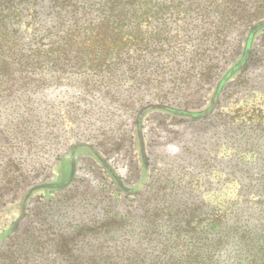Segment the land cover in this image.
<instances>
[{"label": "rangeland", "instance_id": "374dc122", "mask_svg": "<svg viewBox=\"0 0 264 264\" xmlns=\"http://www.w3.org/2000/svg\"><path fill=\"white\" fill-rule=\"evenodd\" d=\"M210 9L199 21L165 8L158 27L143 29L163 36L154 59L112 58L94 72L86 60L36 69L24 59L0 76V235L19 221L4 243L27 264H67L56 252L64 239L75 264L142 249L146 232L177 214L198 219L190 226L203 237L224 220L255 218L264 201V28L248 60L244 27L219 26ZM165 107L213 109L191 120ZM212 219L222 224L207 227ZM180 237L169 250L190 247Z\"/></svg>", "mask_w": 264, "mask_h": 264}, {"label": "trees", "instance_id": "16d2710c", "mask_svg": "<svg viewBox=\"0 0 264 264\" xmlns=\"http://www.w3.org/2000/svg\"><path fill=\"white\" fill-rule=\"evenodd\" d=\"M212 6L220 13L219 26L239 23L244 27V56L247 51L249 60L256 32L264 28V0H0V76L11 73L15 60L24 59L35 60L36 69L45 62L59 65L70 60L81 63L86 60L88 65L84 67L90 72L102 68L104 61L112 58L121 60L131 55L141 60L154 59V54L160 55L157 47L163 36L159 30L143 29L158 27L165 8L189 13L187 16L196 12L199 21H206ZM252 6L253 11L249 12ZM258 19L262 21L257 22ZM123 28L131 32H123ZM243 59L232 66L228 77L242 68ZM105 68L111 69L110 65ZM165 108L170 116L191 120L205 117L213 109L207 107L197 114ZM145 114V108L137 113L138 131ZM83 147L91 148L87 144ZM112 178L118 182L116 176ZM255 210L250 214L255 218H247L244 225L238 221L229 223V219L224 224L212 219L207 227L222 224L212 237L196 235L201 233L194 228L200 224L198 219H184V214L167 217L157 224L156 230L146 232L145 248L102 253L92 264H264V201L257 203ZM235 212L234 216H238L242 210ZM18 223L14 222L10 230L0 235V264H27L18 251L11 250L12 243L5 246L14 240ZM158 227L162 228L161 232ZM181 235L188 238L190 247L169 250L170 242L181 243ZM65 242L68 241L56 242L57 256L67 264H75L73 261L79 257L73 255L74 249L69 246L73 241ZM86 260L77 264H88Z\"/></svg>", "mask_w": 264, "mask_h": 264}]
</instances>
